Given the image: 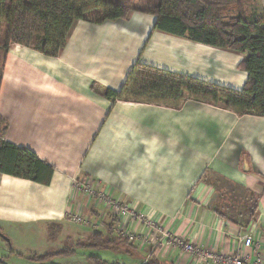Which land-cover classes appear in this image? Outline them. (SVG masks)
Returning a JSON list of instances; mask_svg holds the SVG:
<instances>
[{
	"label": "crops",
	"instance_id": "0c3cea01",
	"mask_svg": "<svg viewBox=\"0 0 264 264\" xmlns=\"http://www.w3.org/2000/svg\"><path fill=\"white\" fill-rule=\"evenodd\" d=\"M155 22L138 12L103 24L76 21L56 57L18 44L0 46V115L8 123L3 139L54 168L49 186L0 174V229L30 219L61 220L73 182L84 178L126 207L115 235L127 227L135 237L131 248L102 251L107 264L151 258L191 263L185 254H169L146 222L222 254L246 251L238 242L245 232L264 238V117L191 100L178 110L113 102L91 91L92 83L118 91L137 61L243 88L247 75L237 66L245 55L155 31ZM205 171L258 195L253 222L240 227L212 211L218 192L200 180ZM95 206L104 205L95 199ZM73 239L65 237V243ZM77 253L53 262L71 264ZM255 256L251 252L249 261ZM1 257L7 263L8 256Z\"/></svg>",
	"mask_w": 264,
	"mask_h": 264
},
{
	"label": "trees",
	"instance_id": "16d2710c",
	"mask_svg": "<svg viewBox=\"0 0 264 264\" xmlns=\"http://www.w3.org/2000/svg\"><path fill=\"white\" fill-rule=\"evenodd\" d=\"M143 1V7L137 8L133 5L134 0H0V28L4 32L0 45L6 50L11 44H18L43 56L56 57L65 47L76 21L103 24L126 19L132 12L152 15L156 17L155 31L245 55L237 66L247 75L243 88L234 90L137 61L118 91L92 83V92L113 102L142 103L178 110L191 100L231 111L238 116L264 117V20L248 15L242 0ZM7 129L8 123L0 115V174L49 186L54 168L39 160L30 150L7 143L3 139ZM206 173L208 171L200 180L215 187L219 181L226 182L234 188L231 195H235L238 189L247 203L243 205L244 210L236 211V205L232 206L228 200L231 195L227 189L219 190L218 198L225 201L214 204L212 211L235 225L239 222L229 215L230 212H236L239 219L246 215L243 227L253 222L258 195L219 175L214 174L211 179ZM113 217L116 220L109 222L106 231L95 230L84 243L74 241V248L63 246L28 258L36 264H52L54 258L74 256L78 249L116 251L121 247L131 248L127 238L120 233L115 235L118 218ZM61 229L60 224L51 223L48 227L49 240H54ZM87 261L90 264H107L93 256H88ZM0 264H7L1 256ZM142 264L163 263L151 258Z\"/></svg>",
	"mask_w": 264,
	"mask_h": 264
},
{
	"label": "rangeland",
	"instance_id": "374dc122",
	"mask_svg": "<svg viewBox=\"0 0 264 264\" xmlns=\"http://www.w3.org/2000/svg\"><path fill=\"white\" fill-rule=\"evenodd\" d=\"M242 1L245 5L246 13L248 15H255L258 18L264 20V0ZM133 5L137 8L143 7L144 1L134 0ZM0 30L2 29L0 28ZM1 49L3 48L1 47ZM2 57L3 52H1V58ZM213 177L214 176L210 178L212 179ZM88 182L89 183H86L84 178L73 182L72 189L74 191V194L69 198L67 202L66 213L61 220H45L43 222H38L35 218H33L35 219L34 224H31L33 220L30 219L25 221V224L27 225H3L4 227L2 228V234L5 235L8 241L0 237V256H8L9 259L7 261V264H36L31 262L28 257L33 254H46L52 252L53 250L62 248L63 246L70 245V247L68 248H74V241L76 239L84 243L85 239L89 236V234L92 233V231H106V223H108L109 220L111 221L116 219L113 217L114 215L111 216V214L104 206H102V208L100 209L95 206V199L98 202H101L98 198L99 194L96 187L94 186L95 183L92 181V183L94 184L92 185L90 181ZM216 189L218 194L219 190L224 191L225 189H227V193H229L230 195L231 191L234 190L232 186L223 181H219V183H217ZM235 192V195H231V198L228 197V200L230 199L232 206L234 204L236 205V211H240L242 208L244 210L243 205L244 203H246V201L243 197V194L242 192L238 191V189H236ZM215 199L216 200L214 204H222L225 201V199ZM118 203L120 205V201H118ZM68 210L70 214L67 212ZM101 215H103L102 218H100ZM229 215L232 216L234 220H237L239 222V224H236L237 226L243 227L245 220L244 217L246 216L245 214L243 216V219H239L238 216H236V212L235 214L233 212H230ZM73 216H77L79 219H81V222L75 224V222H73ZM95 218H98V220ZM230 219L233 220L232 218ZM51 223L60 224L62 226L61 231L56 234L57 237H54V240H49L48 237V227ZM97 223L99 224V227L98 225H96ZM124 230H127V227L124 228ZM65 237L75 239L70 240L69 243H65ZM128 242L133 245L134 239ZM154 247L160 248L158 247L157 243L154 244ZM77 252V254H79L77 260L73 261L71 264H90L87 261V258L84 260V258H80V255L83 256L86 254L87 256L100 257L99 255L104 253L102 251L100 252L93 250L80 251L79 249ZM53 260L51 263H56L53 262ZM55 260H57L58 263L63 261L62 259Z\"/></svg>",
	"mask_w": 264,
	"mask_h": 264
},
{
	"label": "built area",
	"instance_id": "2783aa9c",
	"mask_svg": "<svg viewBox=\"0 0 264 264\" xmlns=\"http://www.w3.org/2000/svg\"><path fill=\"white\" fill-rule=\"evenodd\" d=\"M98 198L101 203L121 222L127 215L128 211L125 206L119 205L118 201L111 198L108 194L98 193ZM70 214V213H69ZM78 216V215H77ZM77 216H73V222H81ZM146 226L158 232L162 238L160 243L169 254L176 252L180 255H186L190 258V264H264V238L257 236L255 232H245L239 237V244L246 251H243L239 256L232 253L222 254L211 251L205 247L199 246L196 243L184 239L168 230L155 227L150 222H146ZM121 235L129 241L134 239V235L127 230H122ZM253 252L256 256L250 262V253Z\"/></svg>",
	"mask_w": 264,
	"mask_h": 264
},
{
	"label": "water",
	"instance_id": "95a60500",
	"mask_svg": "<svg viewBox=\"0 0 264 264\" xmlns=\"http://www.w3.org/2000/svg\"><path fill=\"white\" fill-rule=\"evenodd\" d=\"M0 237H1L2 239H4V240L8 241L7 238L5 237V235H3L1 231H0Z\"/></svg>",
	"mask_w": 264,
	"mask_h": 264
},
{
	"label": "flooded vegetation",
	"instance_id": "af4514ba",
	"mask_svg": "<svg viewBox=\"0 0 264 264\" xmlns=\"http://www.w3.org/2000/svg\"><path fill=\"white\" fill-rule=\"evenodd\" d=\"M0 231L2 232V229H0Z\"/></svg>",
	"mask_w": 264,
	"mask_h": 264
}]
</instances>
